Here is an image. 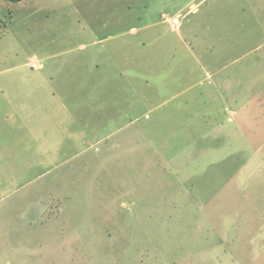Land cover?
I'll return each mask as SVG.
<instances>
[{
    "label": "rangeland",
    "instance_id": "374dc122",
    "mask_svg": "<svg viewBox=\"0 0 264 264\" xmlns=\"http://www.w3.org/2000/svg\"><path fill=\"white\" fill-rule=\"evenodd\" d=\"M214 5L0 0V264H264V4Z\"/></svg>",
    "mask_w": 264,
    "mask_h": 264
},
{
    "label": "crops",
    "instance_id": "0c3cea01",
    "mask_svg": "<svg viewBox=\"0 0 264 264\" xmlns=\"http://www.w3.org/2000/svg\"><path fill=\"white\" fill-rule=\"evenodd\" d=\"M264 4V0H259L257 4V0H215V5L208 10L206 15L208 16L209 20H214L216 18H221L220 12L223 10V13L225 12V9H227V14L226 17L233 21V27L240 32H237V35H242L246 38L254 37L256 36V29H255V24L254 21L256 20L255 18V12H256V5H261ZM192 7H195V10H197V6L192 4ZM264 13V10H261ZM162 16L164 17V21L168 23L169 27L172 29L173 32L177 33L178 36H181L182 33V15L181 13H178L174 16H166L165 12H163ZM173 18H179V23L177 25L172 24V19ZM264 26V25H263ZM264 28V27H263ZM135 30V29H133ZM264 31V30H262ZM261 32V31H260ZM89 38H92L91 44L95 47L97 45H100L104 39H99L98 35L96 34L95 30H89L88 33ZM264 35V32L261 33ZM159 36H163V33H160ZM233 46L232 48H228L224 51L226 52H234V51H239L240 48L239 46H236L237 43L235 39L233 40ZM85 45H81L83 47ZM161 48V47H160ZM102 49L100 48L97 50V52L101 51ZM96 52V51H94ZM93 58V66L96 67V69L100 68V64L98 61H96V56L94 54ZM41 67L44 69V67L41 65ZM221 67H217L215 70L220 69ZM212 74L210 73L208 76H211ZM45 84L48 82L47 79L43 80ZM43 97V99H42ZM2 98V99H1ZM51 98L54 100L56 98V95H51ZM40 103L36 104V106H39L42 108L45 106L47 99L46 95L39 96ZM9 105V107H16L13 105L12 101L7 99L5 95H0V108H4V105ZM19 107L24 110L25 108H30L29 105H19ZM257 114V112H256ZM254 114L255 117H257L259 114ZM232 120V119H231ZM248 121V127L252 128V131L242 129L241 131L248 134L247 138L251 139L252 137L251 134H256L257 132H261V129L259 126L254 125V122ZM239 128L236 127L235 130H238ZM233 131L234 134L238 133V131ZM246 134V135H247ZM263 150H264V145H263ZM255 154V153H254ZM255 160L257 159L259 162L263 161L264 159V152L263 156H255L253 155ZM262 159V160H261ZM253 160V159H252ZM252 160H249V166L252 163ZM254 160V162H255ZM264 163V161H263ZM15 165V132L13 130H9L3 126H0V178L10 181L14 180V170H12V166ZM10 173L12 176H10ZM240 174L243 175V172Z\"/></svg>",
    "mask_w": 264,
    "mask_h": 264
},
{
    "label": "built area",
    "instance_id": "2783aa9c",
    "mask_svg": "<svg viewBox=\"0 0 264 264\" xmlns=\"http://www.w3.org/2000/svg\"><path fill=\"white\" fill-rule=\"evenodd\" d=\"M179 23V18H173L172 19V24L177 25Z\"/></svg>",
    "mask_w": 264,
    "mask_h": 264
},
{
    "label": "trees",
    "instance_id": "16d2710c",
    "mask_svg": "<svg viewBox=\"0 0 264 264\" xmlns=\"http://www.w3.org/2000/svg\"><path fill=\"white\" fill-rule=\"evenodd\" d=\"M8 1H12V2H20V1H23V0H8Z\"/></svg>",
    "mask_w": 264,
    "mask_h": 264
}]
</instances>
